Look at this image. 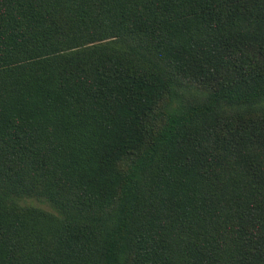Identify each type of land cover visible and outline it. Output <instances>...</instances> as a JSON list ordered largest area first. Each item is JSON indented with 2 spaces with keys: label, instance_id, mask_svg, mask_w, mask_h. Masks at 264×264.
<instances>
[{
  "label": "trees",
  "instance_id": "trees-1",
  "mask_svg": "<svg viewBox=\"0 0 264 264\" xmlns=\"http://www.w3.org/2000/svg\"><path fill=\"white\" fill-rule=\"evenodd\" d=\"M0 264H264V0H0Z\"/></svg>",
  "mask_w": 264,
  "mask_h": 264
},
{
  "label": "rangeland",
  "instance_id": "rangeland-1",
  "mask_svg": "<svg viewBox=\"0 0 264 264\" xmlns=\"http://www.w3.org/2000/svg\"><path fill=\"white\" fill-rule=\"evenodd\" d=\"M21 205H28V206H34L40 209H43L48 212H52V208L45 202L37 201L35 199H26L23 201H20Z\"/></svg>",
  "mask_w": 264,
  "mask_h": 264
}]
</instances>
